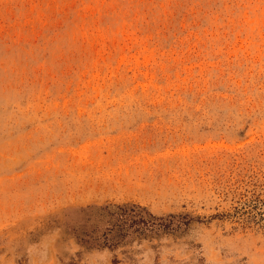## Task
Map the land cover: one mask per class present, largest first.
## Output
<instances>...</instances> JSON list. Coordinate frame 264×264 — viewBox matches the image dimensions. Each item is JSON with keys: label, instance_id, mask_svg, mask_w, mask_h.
Returning <instances> with one entry per match:
<instances>
[{"label": "rangeland", "instance_id": "rangeland-1", "mask_svg": "<svg viewBox=\"0 0 264 264\" xmlns=\"http://www.w3.org/2000/svg\"><path fill=\"white\" fill-rule=\"evenodd\" d=\"M0 264H264V0H0Z\"/></svg>", "mask_w": 264, "mask_h": 264}, {"label": "trees", "instance_id": "trees-1", "mask_svg": "<svg viewBox=\"0 0 264 264\" xmlns=\"http://www.w3.org/2000/svg\"><path fill=\"white\" fill-rule=\"evenodd\" d=\"M98 209L104 218L105 225L82 228L76 233L78 240L90 247H113L134 235L146 236L172 231L176 229L174 225L179 223V217L189 219L187 214L158 215L136 203L116 204L115 208L103 205ZM183 222L186 223V221Z\"/></svg>", "mask_w": 264, "mask_h": 264}]
</instances>
